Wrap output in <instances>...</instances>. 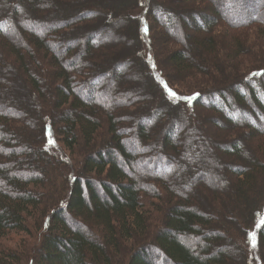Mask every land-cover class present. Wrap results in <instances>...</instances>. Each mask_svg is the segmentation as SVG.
I'll return each instance as SVG.
<instances>
[{
	"label": "trees",
	"instance_id": "1",
	"mask_svg": "<svg viewBox=\"0 0 264 264\" xmlns=\"http://www.w3.org/2000/svg\"><path fill=\"white\" fill-rule=\"evenodd\" d=\"M104 1L0 0V74H8L11 63L19 72L17 81L0 86V240L10 231L24 233L30 239L19 246L18 252L0 249V264H231L235 253L230 246L240 254L233 264H251L252 252L240 241V233L243 242L250 240L252 234L245 228L242 231L241 222L245 220L257 224L251 245L257 252L258 264H263L264 198L261 191L254 190L264 172V128L247 126V133L262 142L252 147L255 153L246 160L248 167L230 169L236 183L226 194L228 197L217 190L212 192L210 210L203 211L191 193L179 194L185 188L177 187L176 191L160 186L151 190L158 202L155 210L160 223L149 224V215L142 212V193L146 194L150 187L140 184L137 166L147 167L151 162L153 172L162 166L173 168L177 159L166 152L181 154L168 126V137L162 146L165 149L157 154L145 153L151 145L146 144L161 129L150 128L145 116L154 112L166 114L160 101L145 92L134 100L123 89L113 92L117 71L132 64L135 58H145L146 62V55L135 44L129 47L126 60L116 59L122 51L106 45L104 34L98 32V28H108L107 16L105 23L96 18L98 13L105 14L98 9L107 7ZM44 16L52 18L39 21ZM215 24L208 17L203 28L210 31ZM141 27L137 31L134 22L132 32L147 35V23ZM84 29V34L69 36ZM260 34L264 37V29ZM60 38L67 39L63 49L56 48ZM205 44L206 52L211 54L216 45L210 38L203 41ZM81 54L86 61L79 58ZM185 56L176 51L171 62H184ZM45 66L50 69L54 84V91L47 94L41 80ZM258 71L251 78L261 80L264 69ZM151 78L166 96L161 81L158 84ZM26 86L35 92L36 96L31 95L33 100L38 99L47 110L46 117L27 98ZM7 89L12 105L20 109L4 107ZM248 89L260 109L259 117H264V85L260 86L263 101L254 87ZM193 93L190 104L199 98L198 92ZM234 93L235 104L240 108L246 103V94ZM224 105L227 104L222 99L221 106ZM121 111L123 114L119 115ZM223 112L221 108L220 115L228 122ZM29 118L37 123L43 121L44 129L37 128L39 124L36 126ZM131 128L135 132H130ZM30 138L39 146L34 147ZM55 142L61 150L80 157L67 163L66 158L53 151ZM140 151L147 157H141ZM225 152L244 156L238 144L225 148ZM154 158L157 164H153ZM256 171L261 173L256 176ZM195 174L187 179V173L181 174L179 179L190 185L193 178L200 176ZM253 193L259 195L251 196Z\"/></svg>",
	"mask_w": 264,
	"mask_h": 264
},
{
	"label": "rangeland",
	"instance_id": "2",
	"mask_svg": "<svg viewBox=\"0 0 264 264\" xmlns=\"http://www.w3.org/2000/svg\"><path fill=\"white\" fill-rule=\"evenodd\" d=\"M104 2L107 7H100L99 4L100 8L98 9L100 11L104 10L105 14L98 13L96 18H102V23H105L107 19L108 28H98V32L104 34L106 40L103 36L101 39L104 38L106 45L115 47L116 50L119 49L117 51L119 53L122 51V56L113 58L126 60L130 56L129 47H134L135 44L144 57L146 55V62L145 58L144 61L140 59L137 61L135 58L132 64L129 63L120 71H117L119 76L118 81L114 83L113 92L117 93L123 89L129 93L132 100L141 92H145L146 96H152L156 101H160L162 107L166 110V114L154 112L153 115L149 116L148 114L145 116L144 121L150 128L157 131V127H161L160 130L158 129L157 134H153L152 140L146 144L149 145L150 143L151 145L148 146L150 148L145 153L157 154L165 149L162 146L165 138L168 137L167 133L170 127L173 130L170 136L176 143L175 145H178L181 154L180 156L166 152L177 160L173 163L175 164L173 168L169 166L164 168L162 163V168H160L162 174H159L161 173L159 169L156 170L157 172L154 171L155 173L152 171L151 162L149 163L150 167H143L141 164L137 166L140 170L137 173L140 184L142 187H150V192L148 189L147 195L142 193L143 214L149 215L150 225H159V214L155 210L158 202L153 198L151 190H158L160 186L172 187L175 190L177 187L178 189L179 187L185 188L186 190H179V194L191 193L199 202L198 205L201 210H210L212 203L210 198H212L211 195L214 191L217 190L220 195H225L226 198V196H229L226 195L229 190L234 189L235 175H231L230 169L247 166L246 160L249 155L253 156V153H255L252 147L255 148L256 143L262 142V139L256 140V137H251L247 133V126L253 125L264 128V117H259L261 114L260 109L252 96L249 95L250 91L248 89V86L254 87L257 94L260 92V86L264 85V75L261 80L255 78V76H253L254 78L250 76L259 72L258 70L264 69V37L260 34V31L264 29V0H105ZM230 2H232V6L228 5ZM215 12L216 15L218 14L217 16ZM24 13L26 14V12ZM164 14L167 15L166 18L163 17ZM105 16H107L106 19H104ZM133 16L135 20H133ZM50 17L44 16L39 21H49ZM208 17L216 22L210 31L203 28L205 19H208ZM251 18H255L251 20L254 22H249ZM100 22L98 21L97 25ZM134 22L137 31L146 22L149 28L148 34L144 36L141 31L139 35L134 31L132 32ZM85 31V29L78 32L74 31L69 36L79 33L84 34ZM208 38L212 39L214 47L216 45L211 54L206 52L208 46L203 45V41ZM59 40L60 42H56V48L63 49L65 47L64 42L67 39L60 38ZM197 40L202 44L199 45ZM75 49H78V46ZM125 49L127 50L126 53L129 54L128 56L124 53ZM176 51L186 55L184 62L181 61L179 64L171 62V55ZM115 55L117 54L111 56ZM79 58H82L83 61L87 59L85 56ZM147 63L148 67H146ZM103 66H106V64L103 63ZM109 66H112V64H109ZM14 67L16 65L11 63L9 73L6 75L0 74L1 87H6L5 84H8L9 81H17L19 78L18 68ZM115 67L117 66L114 65V69ZM43 72L41 80L45 84L44 90L46 94L47 92L52 93L54 84L51 82L50 69L45 66ZM155 76H157V79ZM151 77H154L158 84V81H161V84L166 88L167 98L160 85L158 87L155 82L157 85L155 86ZM102 85V83L99 85L100 89H102ZM26 87L29 101L41 113H45L46 117L48 115L47 110L40 106L38 99L33 100L31 96L33 94L36 96L35 92H31L32 89H28L29 86ZM2 90H5V88ZM85 90L86 92L89 91L87 88ZM236 90L243 95L246 94V103L242 104L240 108L235 104L234 92H237ZM193 92H198L199 98H196L190 104L191 97L195 94ZM7 93V96L3 98V102L6 103L4 107L20 109L18 105H12L14 102H11L8 89ZM257 96L263 101L260 98L262 96L261 92ZM222 99L227 105L221 106ZM118 104L123 105L122 103ZM221 108L224 111L222 115L230 122L225 121L220 115ZM241 108H244L243 112H241ZM121 109L124 110L123 107ZM118 114H123V112H118ZM28 117L30 116L28 115ZM29 120L32 119L29 118ZM33 123L36 126L39 124L37 128L44 129L43 121L37 123L34 120ZM165 126H168V129ZM130 130V132H135V128ZM130 139H133V135L130 136ZM30 142L34 147L39 146V142L37 144L31 138ZM139 142L141 143V141ZM233 144L239 145L244 156L239 157L235 154L224 153V149L230 148ZM60 147L61 145L55 142L52 148L61 158H66L67 163L70 160L74 162L77 156L80 157L79 154L72 156L69 152L61 150ZM145 153L140 151V156L146 158ZM152 162L153 164L154 162L155 164L158 163L156 158ZM198 165L200 169L197 168ZM194 172L200 176L197 175V178H193L190 185L187 180L180 181L181 174L186 175L187 173V179ZM260 173L261 171H256L254 175L258 176ZM257 190L261 191L262 198H264V172L261 175L258 187H255L254 191ZM253 195L256 197L259 194L253 193L251 196ZM241 227L243 232L244 228L246 231H252L250 240L246 241L245 239V242L242 240L244 239L243 233H240V241L248 251L252 252L249 254L251 264H258L257 252L251 245L257 224L256 222L253 224V220H245L244 223L241 222ZM25 241H30V239L24 233L10 231L1 238L0 249L18 252L20 251L19 246ZM230 249L232 253H235V255H232L234 260L231 264H233L238 261L236 259L240 257V254L236 253L232 246H230ZM261 251L264 252V244ZM260 255L262 257V253ZM262 263L264 264V258Z\"/></svg>",
	"mask_w": 264,
	"mask_h": 264
}]
</instances>
